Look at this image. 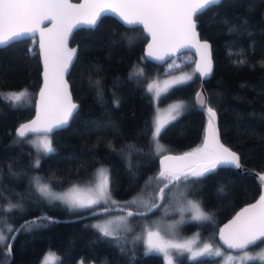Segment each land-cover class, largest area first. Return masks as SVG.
Here are the masks:
<instances>
[{"label": "trees", "instance_id": "obj_1", "mask_svg": "<svg viewBox=\"0 0 264 264\" xmlns=\"http://www.w3.org/2000/svg\"><path fill=\"white\" fill-rule=\"evenodd\" d=\"M197 20L201 38L212 44L215 66L204 84L208 102L219 118L222 142L238 153L244 167L261 172L264 0H221ZM147 38L141 26L125 27L110 15L99 19L92 29L75 30L71 43L78 44V52L67 78L73 99L80 104L67 127L49 133L53 151L39 153V165L32 144L26 141L28 135L21 138L15 131L19 123L32 117L35 94L41 85L36 37L0 47V227L13 230L23 219L42 214L51 217V222L42 221L44 226L30 223L37 218L23 224L12 241L10 259L4 254L8 253L12 233L6 230L0 261L41 264L45 254L55 252L60 259L54 264H77L80 260L99 264H166L162 253L145 251L141 241H122L120 235L104 237L88 222L94 216L58 220L88 209L70 213L63 201L46 200L35 186L36 178L58 190L88 184L94 171L105 165L110 194L124 199L145 190L148 178L158 175L160 154L181 153L201 144L207 118L194 103V91L200 82L197 73L159 97V105L177 99L183 110L153 141L155 106L148 82L154 76L190 67L195 55L182 51L161 65L155 64L143 56ZM18 91L26 94L20 101L8 98ZM157 147L161 151L157 152ZM258 181L253 174L221 166L203 177L184 181L187 196L210 214L208 220L192 221L190 230L198 229L202 238L216 240L222 221L258 196ZM165 182H158L152 195ZM157 196H153L148 207ZM10 205L16 207L6 211ZM159 206L149 213L155 215ZM190 257L185 252L176 254L174 264H220V256ZM246 264L261 263L254 259Z\"/></svg>", "mask_w": 264, "mask_h": 264}, {"label": "snow or ice", "instance_id": "obj_2", "mask_svg": "<svg viewBox=\"0 0 264 264\" xmlns=\"http://www.w3.org/2000/svg\"><path fill=\"white\" fill-rule=\"evenodd\" d=\"M221 0H116V3H106L105 0H85L84 4L73 6L68 0H0V46L8 45L10 41L16 40L25 34L35 33L40 23L44 20L51 19L55 22L54 27L57 30L58 44L53 52L49 46H46L45 35L41 32L40 47L44 54L45 64V88L41 89V104L38 106V114L36 120L28 124H22L17 129V135L24 138L29 132L38 131L37 125L46 124L43 129L45 132H52L55 128H60L69 123L70 117L73 115L77 105L72 103L71 95L68 92L67 83L63 80L64 73L68 70L76 53V48H67L66 43L68 34L72 31L75 23L71 22L74 16L80 17L76 23H85L87 25H96L101 14L107 10L115 11L120 9L118 15L121 20L129 25L141 24L143 28L151 34L152 43L148 46V55H152L153 48L166 47L178 44L180 41L191 42L197 37L196 28L198 27L197 19L199 15L211 10L217 6ZM50 32L52 30H49ZM131 42V41H130ZM196 43L200 49L204 50L202 62L197 65L196 71L200 76H207L212 71V61L208 54L210 45L207 41ZM163 59V57H157ZM51 60V68H50ZM243 63V61H241ZM50 74L52 80L50 81ZM190 76L183 79H174L165 82V87L157 91V97L162 93H166L169 89L177 84L185 83L190 80ZM153 85H149L148 91L152 90ZM46 94L51 96L54 94L56 101V115L51 118V106L46 99ZM26 94H9L12 101H20ZM200 97L199 103L205 104L206 101ZM181 105L172 106L170 112L174 111L175 115H169L168 118L161 122L159 117L155 119L154 131L152 135L153 141H156L162 129L169 121H173L180 115ZM210 121L208 135L205 137L204 146L202 148L193 149L191 152L185 153L179 157H165L161 161L165 165V161H176V166L165 165L155 177H150L146 184H150L153 180L157 182L167 181L164 187L160 189V198H164L165 189L169 185L179 181H189L190 178H200L205 174L212 172L218 166L229 168H240V156L232 152L229 148L219 143L218 133L212 126V121L216 117V112L209 107L207 109ZM42 151L49 153L53 151L51 141L45 139L41 142ZM157 152L161 151L157 147ZM39 165V160L36 161ZM183 169H187L184 171ZM246 171V170H245ZM99 183L95 188H89L81 191L73 188L68 193L54 194L49 187L40 184L38 191L45 197H51L53 200H61L70 208H91L102 200L110 199L109 193V176L107 169H99ZM264 180V176L260 177ZM37 183L39 180L37 179ZM223 191V189H220ZM115 203V202H113ZM128 205L137 203L134 198L132 201L125 202ZM147 204V201H144ZM188 204L195 210L194 220H208L209 216L205 215L199 207L198 203L188 201ZM155 203L152 207H156ZM16 205H10L6 211H11ZM105 211H108L105 209ZM183 212L184 209L182 208ZM134 213L129 212L128 216ZM118 219H124L120 217ZM43 220L51 222L50 217H39L36 221L30 223L36 224L37 227L44 226ZM111 221L98 223L92 227L99 230L104 237H113V230H110ZM174 228L175 225L168 226ZM12 228L8 229L11 233ZM19 231V229H16ZM220 238L230 249H240L244 255L239 257V264H246L249 260L259 259L264 262V254L259 256H251L247 253L249 246H254L257 242H264V195L259 200L241 209L236 217L223 229L220 230ZM7 241V237L0 232V245ZM146 251H155L162 253L166 264H174V255L191 252L190 259H196L202 256H221L220 248L213 249L211 245L205 244L199 251H192V242L175 243L170 240H164L160 231H148L146 240ZM9 252L5 256H9ZM54 253L49 252L41 264H54L59 260ZM236 264V258L228 257L226 264ZM0 264H5L0 261Z\"/></svg>", "mask_w": 264, "mask_h": 264}, {"label": "rangeland", "instance_id": "obj_3", "mask_svg": "<svg viewBox=\"0 0 264 264\" xmlns=\"http://www.w3.org/2000/svg\"><path fill=\"white\" fill-rule=\"evenodd\" d=\"M175 61L172 62V64ZM176 63V62H175ZM172 64H169L168 67H171ZM194 63L190 65V67H183V69L180 70H174L170 73H163L159 76H154L151 78V81L148 82L149 85H153L152 90L150 91L152 99L154 100V112H153V121L157 117H159V120L161 122L165 121L168 116L175 115V112H170V109H172L173 105L179 104L177 99L174 101L169 102L168 104L159 105V97H157V91L159 89H163L165 87V82L172 81L174 79H183L185 76H190L191 79L194 78L195 75V69H194ZM188 81V80H187ZM20 92H15L14 94H19ZM12 94V93H11ZM163 94V93H162ZM183 109L180 107L179 111L181 112ZM170 122V121H169ZM155 124V122H154ZM154 131V129H153ZM49 133L45 134L42 132H39L38 134H29L28 138L26 139L27 142H30L34 148V158L35 162L39 160L38 156L39 153L43 152L41 148V142L45 139L50 140ZM196 148H202V145L199 144L196 147H193V149ZM107 169V166L103 165L99 167L97 170L93 173V178L90 180L88 184L83 183L80 185L73 184L72 186L68 187L67 189L64 188L62 190L55 189L54 187L50 186L46 182L43 181V179L36 178L35 186L38 190L40 184L47 185L49 187V190L54 194H64L68 193L71 189L76 188L81 191L87 190L89 188H95V186L99 183L100 177L98 175L99 169ZM37 179L39 180V183H37ZM149 181V178H148ZM158 182L153 180L148 186H146L145 190L143 189L142 192H136V194L132 195L131 197H125L124 199H119V197L112 196L110 194V199L102 200L97 205L92 206L91 208H70L66 203V206L68 209H70V213L73 212H80L84 211L86 209H94L95 207L98 208H105V206L112 207V206H119V207H128L133 210L146 209L152 201L153 196H156L157 193H153L152 190L156 188ZM184 181L177 182L175 184L169 185L167 189H165L164 193V201L160 204L158 211L155 215H152L151 213L147 214H134L132 216H128L129 211H122L120 209H115L114 211H105V213L102 214H96L94 217H91L88 222L90 225H95L98 223H104L106 221H111L112 223L109 225L110 230H113L116 235H120V238L122 241H132V242H138L141 241L143 244V248L146 251L147 245V232L148 231H160L161 236L164 240H170L175 243H184L187 241L192 242V251L196 252L199 251L204 247L205 244H209L212 246L213 249L220 248L222 255L218 257V262L220 264H226L228 257H234L236 258V263L239 264V257L244 255V252L242 251H227V249L222 248L220 244L216 242V240L209 237L207 239L202 238L201 235H199L198 229H191L193 226L192 221H199L194 220L192 217L196 214L195 210L188 204V201H193L194 203H198L192 196H187L186 193V187H185ZM110 188V186H109ZM109 190V189H108ZM39 192V191H38ZM40 193V192H39ZM110 193V190H109ZM41 194V193H40ZM45 197V196H44ZM137 200L136 204L128 205L125 202L132 201L133 199ZM46 200L52 201L51 197H45ZM61 201V200H59ZM144 201H147V204L144 203ZM62 202V201H61ZM115 202V203H113ZM200 210L207 216L210 214L205 212L204 209L200 206ZM184 209L182 212L181 209ZM120 217H124V219H118ZM175 225L174 228H169L168 226ZM6 230H8V226L5 227ZM6 230L4 231L2 227H0V232H2L5 236L7 235ZM190 230V231H189ZM213 235V234H212ZM247 253L251 256H259L261 254H264V243L254 245V247L248 248ZM149 252V251H148ZM49 253V252H48ZM47 253V254H48ZM53 253V252H52ZM187 255L191 256V252H185ZM45 254V256L47 255ZM55 254V252H54ZM173 255L175 256L176 253L173 252ZM44 256V257H45ZM207 256V255H206ZM44 259V258H43ZM259 260V259H258ZM259 263L264 264V262L259 260ZM77 264H99L95 262H84V261H78ZM231 264V262H229Z\"/></svg>", "mask_w": 264, "mask_h": 264}, {"label": "water", "instance_id": "obj_4", "mask_svg": "<svg viewBox=\"0 0 264 264\" xmlns=\"http://www.w3.org/2000/svg\"><path fill=\"white\" fill-rule=\"evenodd\" d=\"M106 3H116V0H105ZM68 3L70 5H73V6H78V5H81V4H84L85 3V0H68ZM120 9H116L115 11H112V10H107L105 12H103L101 14V16L99 17V19H102L103 16H106V15H110L111 17H114L116 18V20L120 21L121 24L125 27H128V26H131V27H136V26H141L142 27V30H143V33L145 34L147 38L145 44H144V49L142 50L143 52V56L144 58H146V60L148 61H152V62H155V64H158V65H161L162 63L164 62H167L169 59H171V57H173V55H178L180 53H182V51H186V52H190L191 54L193 53V55H195V58H194V69L196 71L197 69V65L199 63L202 62V56L204 54V50L203 49H200L196 43V40H198L199 42H204V41H207L210 45V48L208 50V54L210 55L211 57V61H212V71L209 75L207 76H200L199 72L196 71L197 75L200 77V82H199V85L197 86L198 88H196V90L194 91V95H193V98H194V103L201 109V111L204 113L205 117L207 118L206 119V122H205V131L203 132V141L201 142V145L202 147L204 146V142H205V137L208 135V130H209V121H210V116H209V113L207 111V109L209 107H211L214 111H215V108L212 107L209 102H208V95H207V90H206V87H205V80L208 78H211V74L213 72V67L215 66L214 63H213V55H212V44H210V42L202 37L201 38V34L199 33V30H198V27L196 28V33H197V37L195 40H192L191 42H187V41H180L178 42V44L176 45H173V46H166V47H156V48H153L152 50V55L149 56L148 55V52H149V45L152 43V36L150 33H148L144 28H143V25L141 24H132V25H129V24H126L124 23L121 18L119 17L118 13H119ZM80 19V17L78 16H74L71 18V22L72 23H75V26L72 28V31L68 34V40H67V43H66V47L67 48H76L77 49V52H78V44H72V36L75 32V30H77L78 28H86V27H89V28H94L96 25H87L85 23H76V21H78ZM98 19V21H99ZM98 23V22H97ZM54 24L55 22L52 21L51 19L49 20H44L42 23H40V25L38 26L37 30L35 31V33H29V34H25L21 37H18L16 39V41L18 40H22L23 38H31L33 36L36 37V46H37V49H38V52H39V60H40V66H41V75H40V84L37 88V91H36V97H35V100H34V105L35 107L33 108L34 111H33V115L32 117H29L27 118V120L19 123L17 125V129L20 127V125L22 124H28L30 123L31 121L33 120H36L37 118V114H38V106L41 104V89L45 88V77H44V73H45V64H44V54L41 50V47H40V43H41V32L44 33L45 35V43H46V46H49L51 48V50L54 52L56 47H57V44H58V38H57V30L56 28L54 27ZM197 24H198V20H197ZM199 25V24H198ZM49 30H52L51 32ZM12 41L9 42V44H11ZM8 44V45H9ZM2 47V46H0ZM77 55V53H76ZM76 55L72 61V63L70 64L68 70L64 73L63 75V80L67 83V86H68V92L70 93L71 95V99H72V103L76 104L77 105V108L74 110L73 112V115L74 113L76 112V110L78 109V105L80 103H77L74 99H73V96L71 93V88H70V83L68 81V78H67V75L69 72V70L71 69L73 63H75V59H76ZM157 57H163V59H159ZM50 68H51V60H50ZM52 80V77H51V74H50V81ZM197 93H200L201 94V97H203L206 101L205 104L201 105L199 103V100H200V97L197 96ZM46 99L48 100V103L50 104L51 106V118H54L55 115H56V101H55V96L54 94L51 95V96H48L46 94ZM216 112V111H215ZM72 117V116H71ZM70 117V119H71ZM218 117H217V113H216V117L215 119L212 121V126L213 128L215 129V131L218 133V139H219V143L220 144H223L224 147L226 148H229L232 152H235L231 147H228L226 146L223 142H222V139H221V136H220V128L218 126ZM70 121V120H69ZM69 124V123H68ZM65 125V126H62L63 128L64 127H67L68 126ZM47 125L46 124H39L37 125L38 127V131H34V132H29L27 135L29 134H38L39 132H42V133H45V134H48L49 132H45L43 129L46 127ZM60 127V128H62ZM17 129L15 130L16 131V134H17ZM56 130H59V128H55L52 130V133ZM51 133V132H50ZM27 135L25 137H27ZM24 137V138H25ZM192 150H187L185 152H169V151H165L163 154H160V156L158 157V163L159 164V172L161 171L162 167H164L165 165H168V166H176L178 162L176 161H165V165H162L161 164V161L164 160L165 157H179V156H183L185 153H188V152H191ZM237 153V152H235ZM238 155V153H237ZM241 160V159H240ZM235 170H237V172H244V174H253L255 176L256 179H258L259 181V184H260V192L258 194L257 197H255L252 201V203H248V204H242L241 207H239L237 210L234 211V213H232V215L227 218L226 220L222 221V224L218 227V230H217V235H216V240L218 242V244L221 245L222 248H225L227 249V251H241L240 249H230L228 248L227 245H225L223 243V241L221 240L220 238V230L223 229L225 227V225H228L237 215V213H239L241 211V209L247 207L248 205L250 204H254L256 203L260 196L261 195H264V180H261L260 177L261 176H264V170H262L261 172H257L255 171V169L253 168H247V167H244V165L241 164L240 162V168L239 169H236V168H233ZM184 171H187V169H183ZM246 170V171H245ZM167 183V181L165 182ZM163 185H160L157 189V200L155 202V204L157 205L156 207H147L146 209L144 210H141V209H137V210H133V209H130L128 207L124 208V207H119L117 205L115 206H112V207H108V206H105V208H94L93 210H86L84 211V213L82 214H79V215H74L72 217H63L61 219H58V220H68V221H74L75 219H78V220H81L83 219L84 217H91V216H95L96 214H102V213H105V209H107L108 211H114L115 209H120L122 211H129V212H132L134 214H137V213H140V214H147L149 212H152L155 208H157L159 206L160 203H162V200L160 198V189L164 187V184ZM172 185V184H171ZM39 217H49L47 216L46 214H42L40 216H32L31 218H27V219H23L21 220V223L18 224L16 227L13 228L12 230V234L10 235L9 237V240H8V245H7V250L9 252V246H12V241L13 239L16 237L17 234H19L18 232L20 231L21 227L23 226L24 223H28L29 221H31L33 218H39ZM51 218V217H50ZM53 218V216H52ZM16 229H19V231H16ZM253 246H249L248 248H251ZM12 254L10 252V256H9V259L11 258Z\"/></svg>", "mask_w": 264, "mask_h": 264}]
</instances>
